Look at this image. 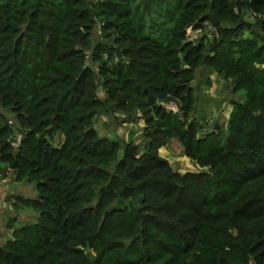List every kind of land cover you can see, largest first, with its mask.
Returning <instances> with one entry per match:
<instances>
[{"label": "trees", "instance_id": "1", "mask_svg": "<svg viewBox=\"0 0 264 264\" xmlns=\"http://www.w3.org/2000/svg\"><path fill=\"white\" fill-rule=\"evenodd\" d=\"M199 68L240 95L226 126L204 131ZM105 113L143 118V144L102 136ZM174 138L201 170L160 154ZM9 172L37 219L0 264H264V0H0Z\"/></svg>", "mask_w": 264, "mask_h": 264}, {"label": "rangeland", "instance_id": "2", "mask_svg": "<svg viewBox=\"0 0 264 264\" xmlns=\"http://www.w3.org/2000/svg\"><path fill=\"white\" fill-rule=\"evenodd\" d=\"M213 29H207L208 34ZM190 37L195 38L200 35L199 30L190 29ZM99 32H95L96 40ZM197 93H199V111L205 116L204 131L212 129L213 124L218 121L223 125H227L232 109L234 99H239L240 95L235 93L233 86L229 81L220 76L217 72H210L205 68H199L196 78L193 81ZM103 96L104 92L101 90ZM168 109L180 112L178 106L174 102L165 103ZM127 115L122 113H109L97 115L94 121L95 128L102 136L120 137L124 140H134L136 143L143 144L144 134L143 128L145 121L141 117L134 120H126ZM16 137L19 140L21 134L16 131ZM63 140V135L58 133L54 143ZM122 156V152L119 153ZM160 154L175 162L180 172L199 171L201 167L191 158L184 154V148L178 138L170 141L164 149H160ZM17 195L27 198H37L39 193L36 184L26 179L15 180L14 175L9 172L7 177L0 176V244L11 239L14 230L24 224L35 222L37 213L27 208L16 207L14 205Z\"/></svg>", "mask_w": 264, "mask_h": 264}, {"label": "water", "instance_id": "3", "mask_svg": "<svg viewBox=\"0 0 264 264\" xmlns=\"http://www.w3.org/2000/svg\"><path fill=\"white\" fill-rule=\"evenodd\" d=\"M170 165L174 170L177 169V164L175 162H171Z\"/></svg>", "mask_w": 264, "mask_h": 264}, {"label": "crops", "instance_id": "4", "mask_svg": "<svg viewBox=\"0 0 264 264\" xmlns=\"http://www.w3.org/2000/svg\"><path fill=\"white\" fill-rule=\"evenodd\" d=\"M166 146L162 147L161 149H164Z\"/></svg>", "mask_w": 264, "mask_h": 264}]
</instances>
